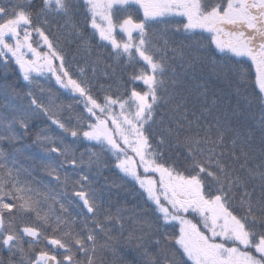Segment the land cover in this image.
I'll use <instances>...</instances> for the list:
<instances>
[{
  "label": "snow or ice",
  "instance_id": "1",
  "mask_svg": "<svg viewBox=\"0 0 264 264\" xmlns=\"http://www.w3.org/2000/svg\"><path fill=\"white\" fill-rule=\"evenodd\" d=\"M0 264H264V0H0Z\"/></svg>",
  "mask_w": 264,
  "mask_h": 264
},
{
  "label": "trees",
  "instance_id": "2",
  "mask_svg": "<svg viewBox=\"0 0 264 264\" xmlns=\"http://www.w3.org/2000/svg\"><path fill=\"white\" fill-rule=\"evenodd\" d=\"M57 96H58L57 103H63V104L72 103L74 109H80V108H82V105L75 104L74 101H71V100L67 99L65 96L60 95V93H57ZM62 115H65V116H66V114H62ZM33 131H34V132H39V131H40V127L38 126V127L35 128ZM25 142H26V143L30 142V141H29V138L26 137V138H25ZM34 150H35V149H34ZM81 151H83V149H81ZM92 174L95 175V173H92ZM108 175H109V173L105 172V173L101 174V176L97 177V179L103 181V180H104V177H105V176H108ZM111 178H112V179H115V175L112 174V175H111ZM129 190H130V189H127V188H126V189L124 190L123 193H120L119 190H117V189H113V193H114V196H113V202L115 203V202H117L118 200H121L122 196H123V195H126L127 192H128Z\"/></svg>",
  "mask_w": 264,
  "mask_h": 264
}]
</instances>
